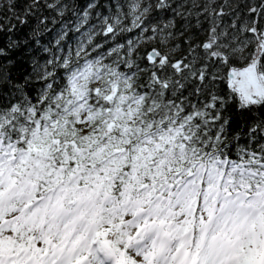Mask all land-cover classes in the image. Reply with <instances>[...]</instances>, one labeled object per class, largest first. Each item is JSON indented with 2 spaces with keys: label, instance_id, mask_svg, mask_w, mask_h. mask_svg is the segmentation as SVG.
<instances>
[{
  "label": "snow or ice",
  "instance_id": "1",
  "mask_svg": "<svg viewBox=\"0 0 264 264\" xmlns=\"http://www.w3.org/2000/svg\"><path fill=\"white\" fill-rule=\"evenodd\" d=\"M0 264H264V0H0Z\"/></svg>",
  "mask_w": 264,
  "mask_h": 264
},
{
  "label": "trees",
  "instance_id": "2",
  "mask_svg": "<svg viewBox=\"0 0 264 264\" xmlns=\"http://www.w3.org/2000/svg\"><path fill=\"white\" fill-rule=\"evenodd\" d=\"M45 15H54V14H50V13L46 12ZM34 23H35V21L31 20L30 24H29V27H31V25L34 24ZM193 23H195L194 19H193ZM204 26L207 27V24H205ZM29 27H25L23 29H20L16 33H14L13 35L16 36V37H23L24 34L26 32H28ZM48 28L51 29V32L48 33V34H45V36L43 37V42L44 43H47L48 41L53 39V37L55 36V32L59 29V23H56V24L49 23L48 24ZM196 31L197 30L195 28H193L191 30V32H193V33H195ZM128 35L131 36V34H128ZM193 38L196 39V37H193ZM203 38H204L203 34L199 35V37H198V39H203ZM119 42L123 43L124 42V38L122 37ZM74 43H75V38H74V36L72 34H70L69 37H68V44H71V45L74 46ZM148 47H150V45Z\"/></svg>",
  "mask_w": 264,
  "mask_h": 264
}]
</instances>
